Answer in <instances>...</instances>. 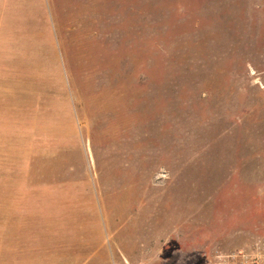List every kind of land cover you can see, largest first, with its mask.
Instances as JSON below:
<instances>
[{
    "label": "rangeland",
    "instance_id": "rangeland-1",
    "mask_svg": "<svg viewBox=\"0 0 264 264\" xmlns=\"http://www.w3.org/2000/svg\"><path fill=\"white\" fill-rule=\"evenodd\" d=\"M10 183L0 264L264 251V0H0Z\"/></svg>",
    "mask_w": 264,
    "mask_h": 264
},
{
    "label": "crops",
    "instance_id": "crops-1",
    "mask_svg": "<svg viewBox=\"0 0 264 264\" xmlns=\"http://www.w3.org/2000/svg\"><path fill=\"white\" fill-rule=\"evenodd\" d=\"M5 184H7V183H5ZM10 185H11V192L7 191L4 194L1 191V193H0V205L5 204V205L9 206L11 209H13L12 205H14L16 203V200L19 198L17 197V192L12 190V184L11 183H10ZM3 236L4 235L0 236L1 241L3 240ZM6 246H7V244L4 245L3 246L4 248H3L2 243L0 242V263L4 260L10 261V256H11L12 252H7L6 249H8V248H6ZM9 249H11V248H9ZM27 263H29V260H27V261H21L20 260L19 263H14V264H27ZM35 263L38 264L39 262H37V260L35 259Z\"/></svg>",
    "mask_w": 264,
    "mask_h": 264
},
{
    "label": "built area",
    "instance_id": "built-area-1",
    "mask_svg": "<svg viewBox=\"0 0 264 264\" xmlns=\"http://www.w3.org/2000/svg\"><path fill=\"white\" fill-rule=\"evenodd\" d=\"M261 245L264 247V242ZM228 258V264H264V251L258 248L253 254L238 251L229 255Z\"/></svg>",
    "mask_w": 264,
    "mask_h": 264
}]
</instances>
